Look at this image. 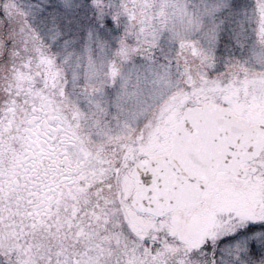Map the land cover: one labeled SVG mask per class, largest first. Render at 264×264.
Instances as JSON below:
<instances>
[{"label": "snow or ice", "instance_id": "obj_1", "mask_svg": "<svg viewBox=\"0 0 264 264\" xmlns=\"http://www.w3.org/2000/svg\"><path fill=\"white\" fill-rule=\"evenodd\" d=\"M0 264H264V0H0Z\"/></svg>", "mask_w": 264, "mask_h": 264}]
</instances>
